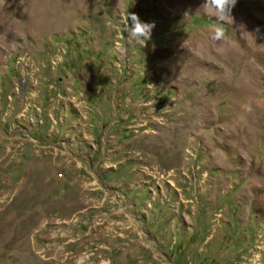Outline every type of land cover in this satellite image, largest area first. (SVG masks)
I'll return each instance as SVG.
<instances>
[{
  "label": "rangeland",
  "instance_id": "374dc122",
  "mask_svg": "<svg viewBox=\"0 0 264 264\" xmlns=\"http://www.w3.org/2000/svg\"><path fill=\"white\" fill-rule=\"evenodd\" d=\"M203 2L0 0V264H264V0Z\"/></svg>",
  "mask_w": 264,
  "mask_h": 264
},
{
  "label": "clouds",
  "instance_id": "9594fccd",
  "mask_svg": "<svg viewBox=\"0 0 264 264\" xmlns=\"http://www.w3.org/2000/svg\"><path fill=\"white\" fill-rule=\"evenodd\" d=\"M237 0H204L202 3L206 14L214 16L221 23L214 25L211 29L212 39L221 42L225 36L223 23L226 18L232 17V8L235 6ZM120 23L123 26L124 32H127L129 41L139 43L141 40L151 39L152 29L155 27L154 22H144L134 12H125L120 17ZM247 111H251L250 106H244Z\"/></svg>",
  "mask_w": 264,
  "mask_h": 264
}]
</instances>
